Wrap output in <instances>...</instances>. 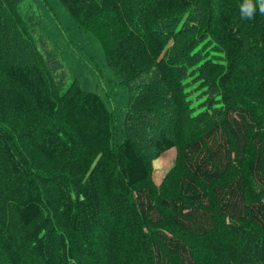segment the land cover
Returning <instances> with one entry per match:
<instances>
[{"label":"trees","instance_id":"trees-1","mask_svg":"<svg viewBox=\"0 0 264 264\" xmlns=\"http://www.w3.org/2000/svg\"><path fill=\"white\" fill-rule=\"evenodd\" d=\"M58 1L128 89L122 140L0 0V264H264V0Z\"/></svg>","mask_w":264,"mask_h":264},{"label":"rangeland","instance_id":"rangeland-1","mask_svg":"<svg viewBox=\"0 0 264 264\" xmlns=\"http://www.w3.org/2000/svg\"><path fill=\"white\" fill-rule=\"evenodd\" d=\"M20 8L40 49L48 51L50 63L62 64L61 83L66 86L71 79H76L82 89L100 95L113 113L122 140L120 128L129 92L106 65L104 49L95 36L82 30L58 0H24ZM175 153V149H170L153 162L152 176L156 184L173 164Z\"/></svg>","mask_w":264,"mask_h":264},{"label":"clouds","instance_id":"clouds-1","mask_svg":"<svg viewBox=\"0 0 264 264\" xmlns=\"http://www.w3.org/2000/svg\"><path fill=\"white\" fill-rule=\"evenodd\" d=\"M249 19L251 18V16L248 17Z\"/></svg>","mask_w":264,"mask_h":264},{"label":"bare ground","instance_id":"bare-ground-1","mask_svg":"<svg viewBox=\"0 0 264 264\" xmlns=\"http://www.w3.org/2000/svg\"><path fill=\"white\" fill-rule=\"evenodd\" d=\"M176 148V147H175ZM176 155H177V153H176Z\"/></svg>","mask_w":264,"mask_h":264}]
</instances>
